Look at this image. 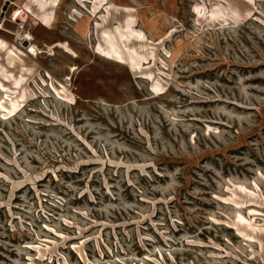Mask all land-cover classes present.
I'll return each instance as SVG.
<instances>
[{"label":"rangeland","instance_id":"obj_1","mask_svg":"<svg viewBox=\"0 0 264 264\" xmlns=\"http://www.w3.org/2000/svg\"><path fill=\"white\" fill-rule=\"evenodd\" d=\"M0 264H264V0H0Z\"/></svg>","mask_w":264,"mask_h":264},{"label":"bare ground","instance_id":"obj_2","mask_svg":"<svg viewBox=\"0 0 264 264\" xmlns=\"http://www.w3.org/2000/svg\"><path fill=\"white\" fill-rule=\"evenodd\" d=\"M21 9V8H20ZM13 17L15 18V20H17V21H20V22H22V23H24V22H26V20H27V15L26 14H23V11L22 10H16L15 12H14V14H13ZM27 33V32H26ZM21 38L23 39V40H26V41H28V42H30V45L32 46V49L33 50H37V46H35V45H33L32 43H31V41H32V38L30 37V35H24V34H22L21 35ZM64 46H67V44H64Z\"/></svg>","mask_w":264,"mask_h":264}]
</instances>
